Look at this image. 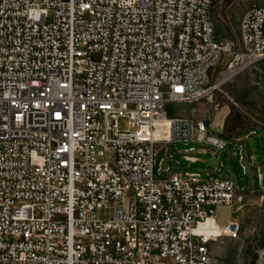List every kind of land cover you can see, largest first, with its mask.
<instances>
[{
    "label": "built area",
    "instance_id": "obj_1",
    "mask_svg": "<svg viewBox=\"0 0 264 264\" xmlns=\"http://www.w3.org/2000/svg\"><path fill=\"white\" fill-rule=\"evenodd\" d=\"M220 3L0 0V264H212L209 243L238 237L237 219L214 217L242 201L232 179L153 178L155 143L233 144L222 123L207 136L195 104L264 59V6L237 39ZM166 103L194 107L168 117Z\"/></svg>",
    "mask_w": 264,
    "mask_h": 264
},
{
    "label": "rangeland",
    "instance_id": "obj_2",
    "mask_svg": "<svg viewBox=\"0 0 264 264\" xmlns=\"http://www.w3.org/2000/svg\"><path fill=\"white\" fill-rule=\"evenodd\" d=\"M220 1V5L215 8L218 23L224 35L232 34L237 39H240L239 21L244 10L251 5L264 6V0ZM48 20H51V15ZM90 58L99 59L100 54L93 53ZM228 60L229 55L222 52L220 65L207 70L210 80ZM218 81L220 84L212 93V101H202L203 105L199 102L195 104L196 116L202 115L210 123L207 136H219L216 128L222 123L225 135L231 137L230 131L238 126L241 132L235 137L234 148L216 150L212 145L196 140L189 143H155L153 178L159 181L168 176V171H159L161 161L168 158V166L172 162H179L186 169L200 173L203 178L218 175L232 179L236 193L242 194L244 200L240 203L233 201L231 206H216L214 217L219 224L226 223L230 217L238 218L240 231L237 238L224 236L209 243V253L214 260L212 264H264V198L261 200L259 194L264 195V59L249 65L233 77L223 78L220 75ZM215 102L220 104L219 107H216ZM193 107L187 103H166L164 109L168 117L188 118ZM119 124L121 129L127 128L125 118H121ZM243 138H246L244 150L241 147ZM189 147H194V151L189 154L197 157L195 162L184 159V151ZM202 148L208 152H199ZM210 157H216L218 163L214 166L205 165ZM213 167L216 170L210 173ZM246 194L249 196L248 204L245 203ZM239 204H244L242 209L234 211Z\"/></svg>",
    "mask_w": 264,
    "mask_h": 264
},
{
    "label": "crops",
    "instance_id": "obj_3",
    "mask_svg": "<svg viewBox=\"0 0 264 264\" xmlns=\"http://www.w3.org/2000/svg\"><path fill=\"white\" fill-rule=\"evenodd\" d=\"M199 103H201L202 105H203V103L202 102H199ZM199 117H202V115L201 116H199ZM235 143L236 142H233V144L231 145V146H229V147H231L232 149L234 148V146H235ZM245 143H246V138H243L242 140H241V145H243V150H244V147H245ZM251 144H253V142L251 141L250 142ZM190 148V147H189ZM188 149V148H187ZM186 149V150H187ZM230 150V149H229ZM185 152V151H184ZM202 154H206V153H202ZM184 159L185 160H187V161H189V162H195V161H197V157L196 156H192V155H190L189 153H185L184 154ZM207 160H208V158H207ZM162 162V161H161ZM166 167H168V172L169 173H171V172H174V171H181V172H195V171H190V170H188V169H186V167H184V166H182L179 162H172V165H170V166H168L167 164H166ZM216 170V168L215 167H213L212 169H211V171H210V173L212 172H214ZM169 173H168V175H169ZM198 173V172H197ZM218 176V175H217ZM238 194V193H237ZM242 195V194H241ZM248 194H246V201H245V203H247L248 204V201H249V198H248V196H247ZM243 195H242V201H240V202H243ZM239 202V203H240ZM239 205H241V209H242V207H243V205L244 204H239ZM241 209H239V210H237V211H240ZM234 218V217H233ZM235 219H237L238 220V218H235Z\"/></svg>",
    "mask_w": 264,
    "mask_h": 264
},
{
    "label": "water",
    "instance_id": "obj_4",
    "mask_svg": "<svg viewBox=\"0 0 264 264\" xmlns=\"http://www.w3.org/2000/svg\"><path fill=\"white\" fill-rule=\"evenodd\" d=\"M167 160H168V158H165L162 160V162H161V168L162 169H165ZM217 163H218V159L216 157H210L208 160L205 161V165H207V166H214Z\"/></svg>",
    "mask_w": 264,
    "mask_h": 264
},
{
    "label": "trees",
    "instance_id": "obj_5",
    "mask_svg": "<svg viewBox=\"0 0 264 264\" xmlns=\"http://www.w3.org/2000/svg\"><path fill=\"white\" fill-rule=\"evenodd\" d=\"M215 104H217L216 107H219V105H220V104H218L217 102H215ZM240 132H241V130H239V127H238V126H234V127L232 128V130L230 131V135H231V137L233 138V142H236L235 137H236ZM223 133L226 134V131L223 130Z\"/></svg>",
    "mask_w": 264,
    "mask_h": 264
},
{
    "label": "bare ground",
    "instance_id": "obj_6",
    "mask_svg": "<svg viewBox=\"0 0 264 264\" xmlns=\"http://www.w3.org/2000/svg\"><path fill=\"white\" fill-rule=\"evenodd\" d=\"M164 131H166V128H164ZM159 135V133H157Z\"/></svg>",
    "mask_w": 264,
    "mask_h": 264
}]
</instances>
